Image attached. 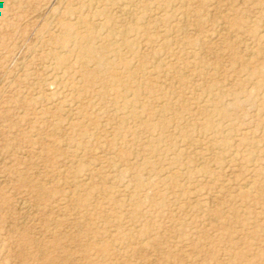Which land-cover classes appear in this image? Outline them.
Returning <instances> with one entry per match:
<instances>
[{
    "label": "rangeland",
    "instance_id": "obj_1",
    "mask_svg": "<svg viewBox=\"0 0 264 264\" xmlns=\"http://www.w3.org/2000/svg\"><path fill=\"white\" fill-rule=\"evenodd\" d=\"M213 1L0 0V264H264V0Z\"/></svg>",
    "mask_w": 264,
    "mask_h": 264
},
{
    "label": "bare ground",
    "instance_id": "obj_2",
    "mask_svg": "<svg viewBox=\"0 0 264 264\" xmlns=\"http://www.w3.org/2000/svg\"><path fill=\"white\" fill-rule=\"evenodd\" d=\"M90 2L91 3H95V4H98L99 2H100V0H90ZM221 1L220 0H214L212 3L213 4H215L216 5V8L217 7H219L220 5H219V3H220ZM229 2H230V5L232 6L233 4V0H229ZM254 3V2H253ZM218 9V8H217ZM222 13V12H221ZM220 15V14H219ZM238 16V15H237ZM229 25L230 26H235L236 25V23L235 22H229ZM71 28H70V26H68V25H62L61 26V34H63V37H62V43L66 46V45H71V44H73L74 46L76 45L77 47H78V44H77V40H76V36H75V41H72V43H70L71 42V36L73 35L74 36V34H79V32H73V33H71ZM86 40H90V36H86ZM78 48H80V50L82 51V48L81 47H78ZM236 49V48H235ZM239 49V48H238ZM80 50H79V52H80ZM87 51V50H86ZM232 55V54H231ZM250 56V55H249ZM254 71V70H253ZM177 83V82H176ZM1 178V177H0ZM20 200V199H19ZM19 203V202H18ZM22 205V204H21ZM22 207V206H21ZM23 208V207H22ZM30 210V209H29ZM28 211V210H27Z\"/></svg>",
    "mask_w": 264,
    "mask_h": 264
}]
</instances>
